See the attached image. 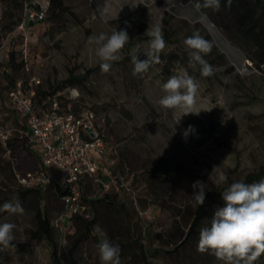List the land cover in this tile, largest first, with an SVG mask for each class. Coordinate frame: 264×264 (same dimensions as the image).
Masks as SVG:
<instances>
[{
	"label": "rangeland",
	"instance_id": "rangeland-1",
	"mask_svg": "<svg viewBox=\"0 0 264 264\" xmlns=\"http://www.w3.org/2000/svg\"><path fill=\"white\" fill-rule=\"evenodd\" d=\"M54 2L66 12L35 25L34 38L27 43L19 36L8 42L17 66L13 69L8 63L0 73V119L7 126L20 124L8 102L10 82L27 84L35 77L37 86L50 92L69 77H82L59 91L65 97L60 110L77 115L89 108L95 114L96 124L111 147L107 159L114 165L111 177L104 179L111 184L107 192L90 181L84 184L85 196L92 200L85 219L93 224L92 234L76 254L78 263L102 264L97 245L107 239L119 246L121 264H222L214 255L197 251L200 230L188 244L176 248L191 228L196 209L194 182L205 183L207 192L227 187L213 182L220 172H226L231 184L264 168V70L251 60L254 49L231 40L211 18L193 10V1ZM21 18L20 6L0 0V43L15 28L9 26L19 24ZM157 25L163 35L165 29L171 34L160 54L164 60L153 63L145 73L133 75L130 53L138 47V59H148L144 54L148 50L146 32ZM113 29L127 31L129 42L107 72L92 71L99 61L90 37L111 34ZM195 32L212 45L204 57L212 62L211 78L201 76L199 65L189 67L184 40ZM24 45L28 72L20 66ZM180 69L198 83L201 107L212 109L184 116L175 125L171 112L158 101L164 95L162 84ZM37 86H32L35 92ZM189 125L195 133L185 139L182 133ZM28 149L33 150L29 145ZM12 153L9 158L0 150V206L18 199L24 211H0V223L16 225L13 242L26 243L36 228L35 213L40 206L50 222L52 241L59 248L68 247L83 231L82 222L59 220L63 208L52 187L45 188L42 199L34 192L24 195L15 175L34 171V162L20 146ZM105 196L108 204L101 201ZM223 206V200L215 201L201 228L208 226L214 211ZM50 252L44 239L33 242L30 250L3 248L0 264H52Z\"/></svg>",
	"mask_w": 264,
	"mask_h": 264
},
{
	"label": "clouds",
	"instance_id": "clouds-1",
	"mask_svg": "<svg viewBox=\"0 0 264 264\" xmlns=\"http://www.w3.org/2000/svg\"><path fill=\"white\" fill-rule=\"evenodd\" d=\"M231 0H229L230 4ZM193 10L211 8L219 11L220 0H195ZM149 39L144 42L148 50L144 53L148 59H138L139 48H133L130 55L134 65L133 75L145 73L153 63L160 62V54L167 47L163 38L162 28L157 25L149 27L146 32ZM127 31L113 29L111 34L100 33L90 37V42L96 45L95 55L103 72H107L112 62L120 59V53L129 42ZM139 44V43H138ZM185 47L189 50V67L200 66V74L209 77L214 74L212 66L204 59L210 54L212 45L200 35L193 33L184 40ZM199 85L195 78L185 69H180L176 74L162 84L164 95L158 103L161 108L171 112L175 125L179 124L184 116L189 114L199 115L211 109L201 107L198 101ZM174 125V126H175ZM195 133V128L189 125L182 133L187 139ZM219 168L215 167L214 169ZM213 169V171H214ZM213 174V172H212ZM212 174L209 179L212 178ZM226 172H220L214 179V184L219 187L227 185L221 191L224 206L214 211L208 226L200 229L197 242V251L210 253L222 264H255L264 255V180L253 183L234 181L229 184ZM205 183L196 181L194 190V207L205 203ZM0 211L9 213H23L19 200L6 202L0 206ZM16 225L9 222L0 223V246L8 247L14 239L13 230ZM102 264H121L120 248L107 239H102L97 245Z\"/></svg>",
	"mask_w": 264,
	"mask_h": 264
},
{
	"label": "built area",
	"instance_id": "built-area-1",
	"mask_svg": "<svg viewBox=\"0 0 264 264\" xmlns=\"http://www.w3.org/2000/svg\"><path fill=\"white\" fill-rule=\"evenodd\" d=\"M21 3L20 23L0 43V73L9 62L11 51L8 42L19 36L27 43L34 38V26L44 23L48 15V0H21ZM26 57L24 45L21 61L28 72ZM33 85H39L35 77L27 84L18 81L10 89L8 102L20 120V126H7L0 119V146L6 147L12 139L24 140L32 146L44 170L17 173V185L23 189L54 185L60 191L59 200L63 208L59 220L67 222L75 217L86 218L90 208L84 200L85 182L91 180L104 192L111 186L110 180H104L111 177L110 167L114 165V161L107 159L110 148L104 142L102 128L96 124L95 114L90 109H83L77 115L61 111L60 103L55 98L49 101L47 110L39 109L35 106Z\"/></svg>",
	"mask_w": 264,
	"mask_h": 264
},
{
	"label": "trees",
	"instance_id": "trees-1",
	"mask_svg": "<svg viewBox=\"0 0 264 264\" xmlns=\"http://www.w3.org/2000/svg\"><path fill=\"white\" fill-rule=\"evenodd\" d=\"M191 1L195 2V0H183V2L185 3ZM11 3L13 4V6H20L22 10L21 0L19 3L16 0H11ZM49 3V11L45 22L51 19H58L62 14L66 12V9L62 8L60 5H57L54 0L49 1ZM220 4L221 7L219 11H214L211 8H202L200 12L205 16L211 18L213 20V23L217 27L225 31V33L229 36L231 40L246 46H251L254 49L253 54L251 56V60L255 63L257 68L264 70V0H231L230 4L229 0H220ZM219 17L221 20H218ZM126 20L128 19H125V21ZM225 23L228 24L225 25ZM16 25L17 23L14 22L9 26V28L12 29ZM163 38L166 41V44L171 41V34H169L168 30L166 29L164 30ZM172 57L174 59L178 58L177 56ZM159 59L160 62H163L164 60L161 56ZM205 60L211 65L212 62L210 60ZM8 63L13 69L17 66L14 52H10ZM20 66H24L23 61H21ZM98 69H101L100 66L94 68L92 71H96ZM209 78H211V76H209ZM81 79L82 77H69L65 82H61L58 85L51 87L50 92H45L37 86L35 97L38 98V101H36L37 99H34L35 106H38L40 109L47 110L49 108V101L54 98L57 99L61 105V101L65 99V97L63 96V94L60 95L59 91H61V89L64 87V84L67 83L69 85H73L74 82L79 81ZM16 83L10 82L12 88L15 86ZM102 137L104 142L107 144L104 134ZM17 146H20L22 150L29 153L31 159L33 160V162H35L38 167L37 170H44L40 157H35L33 155L32 150L28 149V145L25 143L24 140L20 141L12 139L6 145V147L0 146L2 156L8 155L7 157L9 158L13 157L14 154L12 152ZM262 179H264V168H262L257 173L247 175L243 182L253 183L259 182ZM87 181L91 182V180ZM47 187H52L54 195L59 199V189L54 185H50ZM45 188L25 189L23 194L25 195L34 192L39 196L40 199H42V194L46 190ZM223 190L224 188H214L211 191L206 192L205 203L202 206H196L195 213L191 221V228L189 229L185 240L179 246H177V250L188 244V242L197 235L202 225L205 224L208 218H210L212 204L215 201L223 200L221 194V191ZM107 199L108 197L105 196L101 201L108 204ZM84 200L88 203V205L92 202V200L87 199L86 196ZM72 220L82 222L83 231L73 238L68 247L63 249L59 248L52 241L50 222L45 216L43 210L40 208V206H38L35 213L36 228L34 231L30 232L29 240L26 243H16L12 241L10 245L6 248H23L26 250H30V247L33 242L44 239L50 247V257L52 264H79L77 261L76 254L80 246L85 243L88 240L89 236L92 234L93 223L83 217H75ZM3 248L5 247L0 246V249ZM258 264H264V255L260 257V259L258 260Z\"/></svg>",
	"mask_w": 264,
	"mask_h": 264
},
{
	"label": "crops",
	"instance_id": "crops-1",
	"mask_svg": "<svg viewBox=\"0 0 264 264\" xmlns=\"http://www.w3.org/2000/svg\"><path fill=\"white\" fill-rule=\"evenodd\" d=\"M16 116V115H15ZM18 121H19V123H20V120L19 119H17ZM13 125H15V124H13ZM19 126H20V124H19ZM35 150H32V153L34 152ZM36 152V151H35ZM34 155V154H33ZM35 156V155H34ZM36 156H38V154H37V152H36ZM34 166H35V168H34V171L35 170H37L38 169V167H37V165L35 164V162H34ZM46 172L48 173V174H50V171L49 170H46Z\"/></svg>",
	"mask_w": 264,
	"mask_h": 264
},
{
	"label": "water",
	"instance_id": "water-1",
	"mask_svg": "<svg viewBox=\"0 0 264 264\" xmlns=\"http://www.w3.org/2000/svg\"><path fill=\"white\" fill-rule=\"evenodd\" d=\"M204 16V15H203Z\"/></svg>",
	"mask_w": 264,
	"mask_h": 264
}]
</instances>
